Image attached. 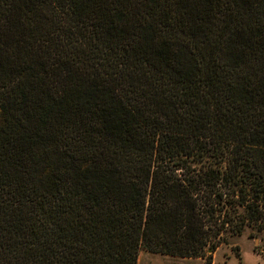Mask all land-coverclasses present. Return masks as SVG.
<instances>
[{
    "label": "trees",
    "instance_id": "1",
    "mask_svg": "<svg viewBox=\"0 0 264 264\" xmlns=\"http://www.w3.org/2000/svg\"><path fill=\"white\" fill-rule=\"evenodd\" d=\"M262 214L264 0H0V264L196 259Z\"/></svg>",
    "mask_w": 264,
    "mask_h": 264
},
{
    "label": "rangeland",
    "instance_id": "2",
    "mask_svg": "<svg viewBox=\"0 0 264 264\" xmlns=\"http://www.w3.org/2000/svg\"><path fill=\"white\" fill-rule=\"evenodd\" d=\"M264 219V214H262ZM261 220V218H260ZM263 224L246 223L240 230L225 227L215 239V249L202 257L184 259L139 252L137 264H264Z\"/></svg>",
    "mask_w": 264,
    "mask_h": 264
}]
</instances>
